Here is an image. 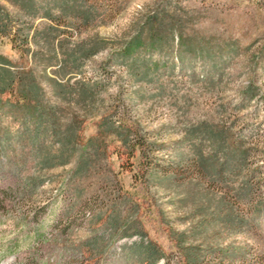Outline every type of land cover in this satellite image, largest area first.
<instances>
[{
	"label": "rangeland",
	"instance_id": "obj_1",
	"mask_svg": "<svg viewBox=\"0 0 264 264\" xmlns=\"http://www.w3.org/2000/svg\"><path fill=\"white\" fill-rule=\"evenodd\" d=\"M1 103L0 264H264V0H0Z\"/></svg>",
	"mask_w": 264,
	"mask_h": 264
},
{
	"label": "trees",
	"instance_id": "obj_2",
	"mask_svg": "<svg viewBox=\"0 0 264 264\" xmlns=\"http://www.w3.org/2000/svg\"><path fill=\"white\" fill-rule=\"evenodd\" d=\"M4 90L5 89H1V92H3ZM1 105H2V103L0 104V106ZM131 174H132L133 180H137L138 179L137 174L135 172H132ZM214 254H216V253H214ZM206 259H207V257H205V256L202 257V256H200L197 253H190L189 255L185 256L186 264H204Z\"/></svg>",
	"mask_w": 264,
	"mask_h": 264
}]
</instances>
